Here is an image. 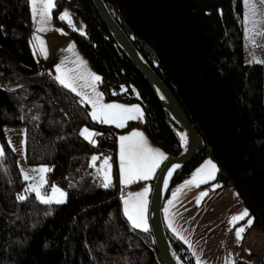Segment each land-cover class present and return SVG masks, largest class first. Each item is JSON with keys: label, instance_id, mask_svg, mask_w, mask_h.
Returning a JSON list of instances; mask_svg holds the SVG:
<instances>
[{"label": "trees", "instance_id": "16d2710c", "mask_svg": "<svg viewBox=\"0 0 264 264\" xmlns=\"http://www.w3.org/2000/svg\"><path fill=\"white\" fill-rule=\"evenodd\" d=\"M105 1L205 140L171 189L211 159L219 171L208 184L235 189L255 218L251 227L264 231V66L245 61L243 0ZM66 9L84 24V32L72 34L103 78L105 98L140 103L149 139L167 157L179 154L185 131L118 45L93 0H56L55 22ZM30 27V0H0V264H164L150 228L129 225L115 178L104 188L92 166L100 149L115 152L118 134L136 125L119 130L93 120L86 103L40 74ZM10 125L25 127L27 163L49 166L47 187H63L65 203L44 204L34 193L18 199L27 182L4 132ZM84 126L112 131L115 140L97 135L92 144L80 134ZM166 230L181 259L196 264L188 245Z\"/></svg>", "mask_w": 264, "mask_h": 264}, {"label": "snow or ice", "instance_id": "6c2138e0", "mask_svg": "<svg viewBox=\"0 0 264 264\" xmlns=\"http://www.w3.org/2000/svg\"><path fill=\"white\" fill-rule=\"evenodd\" d=\"M30 3L33 19L38 25H40L37 31L44 32L46 30L44 25L48 24L50 21L52 10L56 7V0H30ZM244 4L247 8L244 17L245 23L248 25L246 32L249 34L250 40L255 44L257 38L264 37V0H244ZM60 18L72 23L71 13L68 10H65ZM80 31H82V29ZM34 41V49H38L40 54L46 57L47 48L43 39H41L40 36H36ZM252 62L264 63V59H255ZM76 63L77 69L86 64V62L79 57L77 58ZM77 69L65 70L63 65L58 64L56 65V72L58 75L55 76V80H57L63 87L82 97L79 103H87L91 105L92 111L90 116L93 120L104 124H115L117 127L123 128L129 120H137L143 117L144 113L140 105L103 103V93L96 90L98 82H102L103 78L94 72L88 71L87 74H85L83 72H78ZM78 81H84V83L80 84ZM85 88H91L92 94L84 91ZM80 134L92 144L96 143L94 137L99 135L88 128L82 129ZM181 139L184 144H187L188 134L181 133ZM119 140L120 173L122 183L124 184L131 183L134 180L150 179L155 175L156 169L168 159L167 155L160 149L151 147L148 143L147 137L142 131L134 130L129 135L119 137ZM4 155V148L0 145V158ZM98 159V156H93L91 158L92 166H95V162ZM110 160L111 157H105L101 168L98 169V173L102 176V186L104 188L112 186ZM178 167L179 165H174L168 170L167 175L169 178H171ZM35 171L40 174V181L38 183L30 184L26 191L35 193L37 199L44 204H51L53 202L57 204L65 203L67 192L63 189L52 186L50 195L42 191L43 186L47 183L45 174L51 171V169L47 166H41ZM218 171L219 168L216 163L209 159L201 168L197 169L193 180L186 181L185 183H195L198 187L200 184L207 183L209 180H214ZM23 178L25 180L31 179L27 171L23 173ZM165 185H167V180L165 181ZM219 186L220 185H215V187ZM182 187L183 186H181V188ZM180 190L181 189L178 188L177 191L173 193L174 198ZM149 191L150 189L146 187L142 192L130 193L129 198L124 200V214L130 221L131 226L135 229H141L144 232L149 231L146 215L148 209L147 195ZM206 196H208V192L200 193L197 203H200V201ZM18 199L23 201L27 199V197L25 195H19ZM171 203H173V201H169V204ZM245 218H247L246 224L236 229L235 235L237 242L244 238V233L253 225L255 218L251 217L248 209H243L239 214L231 217L230 223L233 225ZM172 231L175 233L176 229L172 228ZM180 239H183L185 243H188L185 237L180 236ZM197 260L198 264H204V262L199 260V257ZM226 264H237L236 258L232 254H229L226 258Z\"/></svg>", "mask_w": 264, "mask_h": 264}, {"label": "crops", "instance_id": "0c3cea01", "mask_svg": "<svg viewBox=\"0 0 264 264\" xmlns=\"http://www.w3.org/2000/svg\"><path fill=\"white\" fill-rule=\"evenodd\" d=\"M64 22H66L67 24ZM68 25L71 27V30L67 27ZM39 27L40 25H38L36 21H34L32 12H31V27H30V32H29L30 44H31L33 53L38 63L42 67L46 68L47 71L51 73L53 78H55V76L58 75V73L56 72V65L58 64L63 65L65 70L77 69L76 61L78 57L86 62V64H84L83 66L77 69L78 72H83L87 74L88 71H91L99 75L97 69L92 65V63L89 61L86 55L79 48L72 34V29L80 31L78 24L76 22L72 21V23H69L68 21L63 20L61 18H60V22H55L53 19V15L51 14L50 21L48 22V24L44 25L46 30L44 32H38L37 29ZM36 36H40L41 39H43V41L45 42V45L47 48L46 57L40 54L38 49H34V46H33L35 42L34 38ZM78 83L83 84L84 81H78ZM96 90L98 92L103 93L101 86H100V82H98ZM84 91L88 92L89 94H92L91 88H85ZM74 94L79 100L82 99V97L78 96L76 93ZM102 100H103V103L105 104H109V103L121 104V105H131L132 104V103H125V102L116 101V100H107L104 94H103ZM87 105L89 106L90 112H91L92 111L91 105L89 104ZM136 122H137L136 123L137 125L135 127L127 131H122L121 133L118 134V137H117V147L115 149L116 160H115V164L113 165L114 167L113 169L115 172L114 177H115L117 184L126 185L122 183V180H121L120 159H119V153H120L119 137L129 135L134 130H139L145 134V136L147 137L148 143L151 145V147L160 149L162 152H164L160 147L155 145L149 139L146 133L143 131L142 129L143 117L141 119H137ZM101 124H104V123H101ZM104 125L114 126L115 128H118L116 127L115 124H104ZM125 128L126 127H123L121 129L123 130ZM162 164L160 165V167L162 166ZM200 167L201 165L195 169V171L189 178L180 182L174 188L171 189L169 195L167 196L164 202V206H163V216H164L165 224L171 231H172V228L176 229L175 233L172 231L174 235H176L179 238L180 236H183L185 237V239H187L188 243L186 244L188 245L190 252L194 256L196 264H198V260H197L198 257L200 261L204 262V264H226V258L229 256V254H232L236 258L237 263L240 262L242 264L241 253L236 252V249H234L232 244H229L228 247H225L223 245L224 242H227L230 235L234 236L233 231H226V229L219 227L217 222H213L214 220H216L218 216L216 212H211V213L204 215L203 210L202 211L198 210V206L201 205V203H203V200H201L200 203H197V199L200 197V193H202V191L204 190H211L214 187V184H208L207 182L204 184H200L197 187L195 183H192V184L185 183L186 181L193 180V177L196 175L197 169H199ZM159 168L156 169L154 176H152L148 180H143L144 183L142 184L143 185L142 187L144 188L147 187L149 189L153 187L151 180L157 175ZM135 181L137 180H134L133 183ZM145 182H149L150 185L149 183H145ZM181 186L183 187L181 188ZM178 188H180L181 190L179 193H177V196L174 198L173 193L176 192ZM141 189L143 188H140V187L134 188L131 190V193L140 192ZM226 189L227 187L225 188L217 187L213 189L214 196L212 195V190H211V196L213 197L209 200V202L215 201V199H218L216 200L217 203L220 200L224 201L223 197L225 195H232L231 197H232V200L234 201V194L233 193L230 194V192H227L228 190ZM149 196L151 198V195ZM147 199H148L147 214H149L150 199L149 197H147ZM169 201H173V203L169 204ZM205 201L208 203V200H205ZM122 208H123V213H124V207L122 206ZM193 217L197 218L198 221L194 222L192 220ZM127 221L129 225L131 226L128 219ZM170 222H171V226H170ZM215 242H216V246H215ZM252 253L254 254V252ZM260 253L264 255V251Z\"/></svg>", "mask_w": 264, "mask_h": 264}, {"label": "water", "instance_id": "95a60500", "mask_svg": "<svg viewBox=\"0 0 264 264\" xmlns=\"http://www.w3.org/2000/svg\"><path fill=\"white\" fill-rule=\"evenodd\" d=\"M97 11L118 43V45L127 52L131 59L140 70L158 100L168 111L174 122L188 134V143L184 145L181 152L177 155L169 156L159 169L152 187L150 204H149V223L157 251L164 264H186L168 237L166 225L163 216V206L171 189L172 180L177 171L184 165L191 163L197 153L205 148L206 143L198 131L197 126L190 120L184 108L175 97L171 89L156 73L154 68L149 64L143 54L136 47L132 39L125 32L120 23L116 20L110 11L105 0H93ZM174 165H179L171 178L167 173ZM167 180V185L165 181Z\"/></svg>", "mask_w": 264, "mask_h": 264}, {"label": "rangeland", "instance_id": "374dc122", "mask_svg": "<svg viewBox=\"0 0 264 264\" xmlns=\"http://www.w3.org/2000/svg\"><path fill=\"white\" fill-rule=\"evenodd\" d=\"M243 6H244V17H245V14L247 12V8L244 4V0H243ZM66 10H68L71 13V20L78 24L79 30L82 29L81 32H84L85 27H84V24L82 23L81 19L78 18L71 10H69V9H66ZM244 17H243L244 57H245V61L247 63H255V62H252L255 59H264V37L257 38L255 41V44H253V42L249 38V34L246 32V28L248 27V25H246ZM261 64H263V66H264V63H261ZM131 105H140V107L143 109V113H144V108L140 103H132ZM143 119H144V115H143ZM130 123H135V125H137L136 120H129L125 127H127ZM84 128H88L89 130L95 131L94 129H92L89 126H84L82 129H84ZM118 129L122 130L119 127H118ZM4 132H5V135L7 137V140L9 141V143L11 144V146L13 147V149L17 155L18 166L20 168L22 176H23V173L25 171H27L29 173V176L31 177V179L25 180L27 182L26 189H28L30 184L38 183L40 181V174L35 170L39 169L41 166H47V165H30L27 163L26 153H25V141H26L25 136H26V133H25V127L23 125L4 126ZM94 139L96 140V143H97L98 139L96 137H94ZM207 160H209V159H207ZM207 160H205L201 164V167L205 164V162ZM101 166L99 168H97V172H98V169L101 168ZM47 167L49 168V166H47ZM113 168L114 167L111 164L112 180H113V178H115L114 177L115 172H114ZM47 173L45 174L47 183L43 186L42 191H44L50 195L52 186H56V187H59L60 189L64 190V188L58 184H53V185L47 187V184H48ZM210 181H212V180H209L208 182H210ZM140 182H142V183L139 184L138 186L134 185L135 183H140ZM149 182H145V183H149ZM143 183H144L143 180H137L134 183L131 182V183H128L125 185L126 187H128L129 190H127L125 197L122 198V206L123 207H124V200L126 198H129V194L131 193V190L134 188H139V187L144 189V187H142ZM149 185H150V183H149ZM215 185H217V184H214V187L211 189L212 195L214 194L213 189L217 188V187H215ZM143 189H141L140 192H142ZM211 190L202 191V192H209V193H208V196H206L202 199L203 203H201V205L198 206V210H201V211L203 210L204 215L211 213V212H216V214H218V216H217L216 220H214L213 222H217L218 226L223 228V229H226V231H233L234 236L230 235L228 238V239H230L229 244L233 245L234 249H236V252L241 253L242 264H255L254 259L256 257H262L263 258V264H264V255L262 253H260V252L264 251V232L259 230V229L250 227L244 233V238L242 240H240L239 242H237L236 235H235L236 229L239 228L240 226H243L244 224H246L247 218L239 221L238 223H235V225L230 224V220H231L232 216L237 215L243 209H246V207L241 202L239 195H237L238 194L237 191L233 188L227 187V189H226V190H228L227 192H230V194H232V193L234 194V201L232 200V197H231L232 195H225L223 197L224 201L220 200L217 203L216 200H218V199H215V201L209 202V200L214 196V195L211 196ZM151 192H152V187L150 188V191L147 195V197H149V199H150L149 195H151ZM30 193H33V192L25 191L23 193V195L26 196ZM196 193H198V192H196ZM218 197H220V196H218ZM205 200H208V203ZM53 203H55V202H53ZM149 204H150V202H149ZM147 219H148V226L150 227L149 214H147ZM192 220L194 222L198 221V219L195 217H193ZM181 221H183V220H181ZM230 225H231V227H230ZM215 246H216V242H215ZM252 252H254V254ZM219 253H220V251H219Z\"/></svg>", "mask_w": 264, "mask_h": 264}, {"label": "built area", "instance_id": "2783aa9c", "mask_svg": "<svg viewBox=\"0 0 264 264\" xmlns=\"http://www.w3.org/2000/svg\"><path fill=\"white\" fill-rule=\"evenodd\" d=\"M64 23H66V22H64ZM67 27L71 30V27L69 25ZM39 73L40 74H45L47 76H52L51 73H49L47 71V69L42 67V66L39 68ZM98 134H99L98 135L99 139L111 140V141L115 140V135H114V133L112 131H102V130H100L98 132ZM96 156H98L99 159L95 162V166H94L95 168H99L102 165L103 159L105 157H111L110 164H112V165L115 164L116 154L111 149H100ZM127 190H128V187H126L125 185L117 184V192H118V195H119V197L121 199L124 198V196L126 195ZM229 240L230 239H228L227 242L223 243V245L225 247L229 246ZM254 263L255 264H263V258L262 257H256L254 259Z\"/></svg>", "mask_w": 264, "mask_h": 264}]
</instances>
